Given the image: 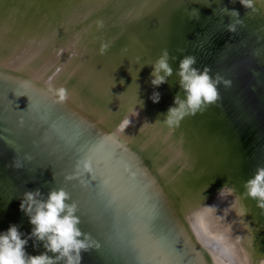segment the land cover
Here are the masks:
<instances>
[{"label":"water","instance_id":"obj_1","mask_svg":"<svg viewBox=\"0 0 264 264\" xmlns=\"http://www.w3.org/2000/svg\"><path fill=\"white\" fill-rule=\"evenodd\" d=\"M210 5L234 9L264 31V0H253L254 10L239 0H0V233L17 225L22 239L30 234L19 208L24 192L39 188L46 198L63 188L77 205L80 229L99 245L83 264H212L187 216L216 197L228 203L215 215L236 222L242 249L254 253L246 207L264 209L244 196V182L264 166V32L218 31L220 21L205 15ZM194 9L196 37L187 44ZM164 49L177 58L169 61L173 75L153 87L148 64ZM184 55L231 86L221 83L214 104L169 125ZM49 86L65 89L67 99L56 102ZM125 117L131 124L124 129ZM80 158L91 161V173L67 180ZM165 166L189 183V199ZM208 188L216 194L205 197ZM200 218L209 238L218 218ZM33 243L27 255L45 251Z\"/></svg>","mask_w":264,"mask_h":264},{"label":"clouds","instance_id":"obj_2","mask_svg":"<svg viewBox=\"0 0 264 264\" xmlns=\"http://www.w3.org/2000/svg\"><path fill=\"white\" fill-rule=\"evenodd\" d=\"M239 3L245 9L254 10L253 0H239ZM193 11L198 19V10ZM222 11L229 17H235L234 23L226 26L229 32H235L236 25L243 23L239 13L227 8H222ZM170 59L175 61L177 58L170 57L168 50L164 49L154 63L148 64L152 67L150 83L153 87H159L173 75ZM196 63L194 55H184L179 59L175 73L179 91L173 99L174 106L169 107L165 116L169 125L178 124L185 116L195 115L214 104L220 98L218 86L221 83L225 87L231 86V81L223 80L218 74L211 75L208 66L202 69L195 67ZM48 91L56 102L67 99L66 90L63 88L56 90L49 86ZM150 99L157 103L160 93L153 92ZM140 104L142 105V101ZM137 115V111H134L131 117ZM130 124V117H125L121 128L125 129ZM24 159L30 160L31 157L25 155ZM12 166L19 169L23 167V163L14 160ZM91 171V161L88 158H80L75 162L73 173L66 179H77ZM244 189V196L255 201L258 208L264 209V166H257L252 177L244 182ZM19 208L29 218L32 230L23 239L17 225H10L5 232L0 233V264H83L84 254L99 246L89 233L80 229L81 219L77 215V205L63 188L50 189L46 198L39 188L26 191L22 194ZM29 239L34 241L33 247H36V242H40L45 251L36 256L27 255L25 246Z\"/></svg>","mask_w":264,"mask_h":264},{"label":"bare ground","instance_id":"obj_3","mask_svg":"<svg viewBox=\"0 0 264 264\" xmlns=\"http://www.w3.org/2000/svg\"><path fill=\"white\" fill-rule=\"evenodd\" d=\"M208 8H209V10L205 14V15H207L206 17H213V18L219 20L222 25H221V29L218 31L228 32L226 26L229 23H234L235 17H229V16L225 15L224 12L222 11V8H225L223 6L217 7L214 5H210L206 9H208ZM239 17L243 21V23L237 24L236 30L242 29L245 32H249V31L251 32V31L257 30L261 34L264 32L263 30H261L262 27L257 22H251V21L249 22L248 17L240 16V14H239ZM232 19H234V20H232ZM195 22H196V18L194 20H192L191 23L195 24ZM182 23H183V21H181L177 25H182ZM196 24H197V22H196ZM196 24H195V27H192V29H190L191 31L189 30V34H188L187 40H186L187 44L193 42V40L196 37V35L193 31V29L196 28ZM167 28H168V26H166V29ZM166 29H165V31H166ZM217 29H218V27H217ZM218 31H217L216 35L220 34ZM159 32H160V35H162V32L161 31H159ZM187 44L185 46H188ZM183 46H184V41L181 42L180 47L183 48ZM198 63H199V60L197 61L196 65H198ZM19 66L24 67L21 64H19ZM190 121H192V120H190ZM197 125H198V123H197ZM204 135H205V133H204ZM205 137H206V135H205ZM195 138L197 139V141L199 143L200 132L197 133V135H195ZM203 144L204 143H202L200 145L203 146ZM214 150H215V152H217L218 151L217 147H215ZM161 152L163 153V151L161 149H159L157 152H155L154 153L155 157L157 158L158 157L157 154L159 153V157H161L163 164L168 165L165 162V160L162 158ZM257 166L258 165L255 166V169L257 168ZM165 170H164V173L166 172V175L170 179V183H172V182L175 183L172 185H176V183H178V185H185V188L182 187L181 189H179V191L183 190V194L185 195V197H187V199H189L188 191L190 189L187 191V187L189 186V183L185 184L184 182H177L175 177H173V172L171 170V167L168 168L165 166ZM185 171L186 170H184L183 172L185 173ZM224 177L232 180V182H233L234 178H233L232 174L226 173V174H224ZM199 179H202V178H198V180ZM211 180H213V179H211ZM211 182H214V181H211ZM210 192H212V193H210ZM216 192H217V190L212 189V188H208V189H206L205 197L214 196V194H216ZM179 193H182V192H179ZM185 197L181 196V198H182L181 201L186 205L187 202H186ZM211 198L212 197H210V200L207 201V204L204 203V205L200 206L201 208H199L198 210H196L197 208H194V206H193L192 208L195 209L194 214L192 212L191 215L188 214V216H187L188 219L191 220L189 223H190L191 228L195 231V235H196L198 241L201 244L205 245V247L208 249L211 263L212 264H228V263L229 264H264V214L261 213L260 210L255 208V206H253V205H251V206L248 205L246 207V209H247L246 211H248V214H246V216L250 215V217H249L250 221H249V223L247 222V226H246L247 228L245 229V231H247L246 233L249 234L250 242H251V244H253L252 248L254 249V253L251 254L250 252L242 249L243 247L241 245H242V241L244 240L243 235H241L240 232H238V233L234 232V226L236 225V222L233 224L234 226H232L228 221H226V219L224 220L222 218V216H216L215 215V214H219L220 209H222L223 211H226V205L228 202L226 200H224V201H222V203H219L220 198L214 197L212 200H211ZM241 199L246 200L245 197H243ZM230 202H231V199H230ZM208 207H215V209L211 210ZM208 212L210 213V215H212V222H213V220H215V218H218V223H216V228L212 230L216 234L215 233L212 234V232L210 231L211 236L209 238H203L205 235L204 231H207V227H206L207 225L203 224V225H206V226H203L201 224L203 223V221L207 222L206 221L207 219H202V221H200L199 219H201L200 218L201 215L205 216V215H207ZM208 229H209V227H208Z\"/></svg>","mask_w":264,"mask_h":264}]
</instances>
